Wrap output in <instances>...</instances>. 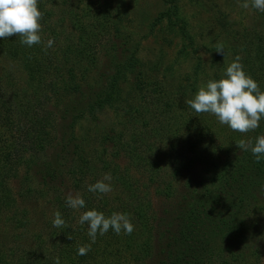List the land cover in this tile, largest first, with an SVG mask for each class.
Masks as SVG:
<instances>
[{"label": "trees", "instance_id": "16d2710c", "mask_svg": "<svg viewBox=\"0 0 264 264\" xmlns=\"http://www.w3.org/2000/svg\"><path fill=\"white\" fill-rule=\"evenodd\" d=\"M51 7L38 0L42 12L40 34L51 33L56 41L53 45H57L63 28L61 21L54 20L56 24H52L55 13ZM173 10L165 12L163 18L172 19ZM91 23H85L86 30ZM100 25L104 28V24ZM86 30L81 44L55 46L58 49L54 52L45 49L44 36L41 46L31 48L21 45L18 36L0 39V49L10 59L20 61L30 86L35 84L36 89L46 87L51 91V99H59L66 93L83 95L84 86L82 80H77L78 74L84 76L87 67L96 66L100 59L97 50L87 47L89 38L97 37L100 28L87 33ZM182 35L188 38L186 31ZM241 61L244 70L264 90L263 31L243 46ZM141 68L134 56L117 63L103 81L99 94L79 113L94 115L115 107L121 100V83L130 77L139 96L146 91L161 95V82L152 80ZM19 93L24 96L17 91L5 99L7 94L0 84V136L3 138L8 129L20 143L19 147L9 149L6 138L0 139V215L2 207L18 204L6 190L7 178L29 164L24 153L32 154L33 161L53 146L47 140L49 128L54 125L52 112L42 108L38 100L22 98ZM159 123L161 128H155L159 142L153 148L150 146V160L135 154L132 158L134 165L143 161L147 164L143 190L137 189L139 182L130 174L132 168L114 169L111 182L114 195L106 193L96 198L97 194L87 191L88 181L83 180L92 164L85 159L83 143L71 140L61 148L76 165L75 188L81 190L86 203L85 208L79 209V216L91 209L106 216L113 212L127 213L134 224L130 235L123 232L117 235L110 229L103 236L97 235L92 243L87 224L73 221L71 212L61 203L59 211L65 226H52L46 245L51 246L48 252L29 248L12 259L0 247V264H264V160L257 162L250 152L236 146L240 139L254 141L257 135L264 134V120L257 129L243 134L231 129L219 134L208 119L194 110L189 115L178 114L166 125ZM161 155L167 157L164 162L158 160ZM110 168L106 166L104 172ZM5 174L9 176L2 178ZM181 178L182 192L178 186ZM22 216L10 220L23 225L27 216L25 213ZM80 247L89 248L86 255L77 254Z\"/></svg>", "mask_w": 264, "mask_h": 264}, {"label": "rangeland", "instance_id": "374dc122", "mask_svg": "<svg viewBox=\"0 0 264 264\" xmlns=\"http://www.w3.org/2000/svg\"><path fill=\"white\" fill-rule=\"evenodd\" d=\"M43 1L52 5L55 13L52 24H56L54 20L61 21L63 28V36H59L57 45L49 49L54 52L58 49L55 46H68L70 42L81 44L82 37L86 38L83 33L85 23L92 22L87 30L100 28V31L97 37L89 38L87 47L97 50L100 59L96 66L87 67L84 76L78 74L77 80H82L85 94L70 96L66 93L53 100L46 87L36 89L35 84L30 86L20 61L10 59L0 49V84L7 94L4 98L8 99L17 91L23 92V97L19 93L22 98L38 100L42 108L50 110L54 116V125L49 128L50 138L47 139L53 146L33 161L32 154L24 153L29 164L18 168L16 175L7 178L6 190L18 204L16 207L13 204L2 207L0 247L12 259L17 258L15 254L29 248H39L41 253H47L51 247L46 245L52 232L54 213L59 211L61 203L65 205V197L69 193L82 196L81 190L75 188V162L61 152L63 145L65 147L73 140L85 146V159L92 164L83 180L85 178L89 185L102 179L106 173L113 179L114 169L126 171L132 168L130 174L139 182L137 189L143 190L146 183L143 173L147 164L145 161L135 162L137 167L132 164L134 154L147 156L150 160V146L153 148L159 142L155 131L162 126L159 122L166 125L180 113H192L186 101L192 98L198 86L209 79L221 78L236 56L242 63L243 46L259 31L264 33V12L251 7L241 8L242 0ZM169 9H174L172 19L163 18ZM100 24H104V28ZM185 31L188 38L182 35ZM44 39L46 42L52 39L56 43L51 33H46ZM221 47L224 52H217ZM130 56L139 59L142 71L152 80L161 82L163 93L158 95L146 91L145 95L139 96L131 86L130 77L121 83V100L115 107L94 115L79 113L99 94L104 87L103 81L113 72L115 65ZM199 114L208 119L219 134L230 131L214 115ZM3 136L9 149L20 146L19 140L10 135L8 129ZM166 159L163 155L158 158L159 162ZM108 165L110 170L104 172ZM6 176L9 175L1 177ZM183 182L182 178L178 182L180 192L183 191L180 187ZM114 191L112 189L107 194L114 195ZM93 194H97L96 198L101 196ZM68 209L71 219L78 221L81 210ZM24 213L27 217L23 225L11 222V217L17 215L20 218Z\"/></svg>", "mask_w": 264, "mask_h": 264}, {"label": "clouds", "instance_id": "9594fccd", "mask_svg": "<svg viewBox=\"0 0 264 264\" xmlns=\"http://www.w3.org/2000/svg\"><path fill=\"white\" fill-rule=\"evenodd\" d=\"M240 7L252 8L264 12V0H242ZM42 12L38 9V0H0V39L18 36L21 45L31 48L42 43L41 24ZM54 44L48 39L45 49ZM224 52L221 47L217 52ZM187 105L196 113H210L221 125H226L232 131L248 133L260 126L264 120V90L245 70L236 56L226 67L221 78L209 79L201 83ZM236 146L243 152H250L257 162L264 160V134L257 135L255 140L240 139ZM112 176L106 173L102 179L88 185L91 193L106 194L112 191ZM65 206L73 210L83 209L85 199L79 194L69 193L65 197ZM81 225L87 224L88 236L92 243L97 235L103 236L110 229L119 235L123 232L130 235L134 224L130 215L123 212H113L105 215L103 212L91 209L79 216ZM53 227L65 226V220L60 211L54 213ZM89 248L80 247L78 255H86Z\"/></svg>", "mask_w": 264, "mask_h": 264}]
</instances>
